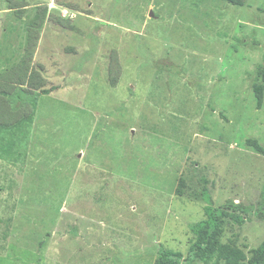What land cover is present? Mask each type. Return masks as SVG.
<instances>
[{"label":"rangeland","instance_id":"1","mask_svg":"<svg viewBox=\"0 0 264 264\" xmlns=\"http://www.w3.org/2000/svg\"><path fill=\"white\" fill-rule=\"evenodd\" d=\"M236 1L0 0V264L185 259L202 187L264 204V0Z\"/></svg>","mask_w":264,"mask_h":264},{"label":"trees","instance_id":"2","mask_svg":"<svg viewBox=\"0 0 264 264\" xmlns=\"http://www.w3.org/2000/svg\"><path fill=\"white\" fill-rule=\"evenodd\" d=\"M229 3L241 5L236 0H226ZM258 72L262 75V83L253 87L256 106L260 108L263 102L264 95V64L257 67ZM56 88L42 91V94L47 95ZM246 144L252 147L258 153L264 155V148L255 140H247ZM180 194L181 192L178 191ZM200 198L204 203L203 220L193 224L190 231L194 237L191 243L187 257L179 252H173L165 249H158L155 261L153 264H180L182 262L199 261L207 263L215 260L216 263L223 264H264V241L253 252L251 258L246 261L245 254L230 243H221L220 238L223 233V223L229 221L232 224L241 226L253 218L257 221H264V204H241L234 203L232 200H227L224 204L215 207L207 189L201 188Z\"/></svg>","mask_w":264,"mask_h":264}]
</instances>
